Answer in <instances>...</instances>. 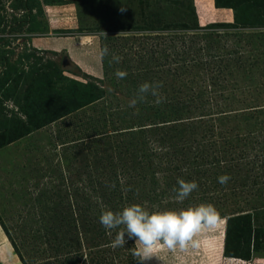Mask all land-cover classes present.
<instances>
[{
  "label": "rangeland",
  "instance_id": "obj_1",
  "mask_svg": "<svg viewBox=\"0 0 264 264\" xmlns=\"http://www.w3.org/2000/svg\"><path fill=\"white\" fill-rule=\"evenodd\" d=\"M212 4L0 0V264H136L99 222L133 203L220 213L149 264H264V0ZM81 34L109 49L102 77L62 50ZM146 81L164 102L129 107ZM178 179L198 184L183 202Z\"/></svg>",
  "mask_w": 264,
  "mask_h": 264
},
{
  "label": "clouds",
  "instance_id": "obj_2",
  "mask_svg": "<svg viewBox=\"0 0 264 264\" xmlns=\"http://www.w3.org/2000/svg\"><path fill=\"white\" fill-rule=\"evenodd\" d=\"M210 23L213 22H207ZM108 55L109 49L105 46L100 51L101 59ZM121 59L119 55L112 54L109 63L118 64ZM127 75L124 70L117 69L115 72L118 79H124ZM162 87L161 81H146L140 84L136 94L129 101V107L146 102L149 95L155 98L156 105L163 103L165 98L160 93ZM229 179L228 175H221L218 182L223 185ZM177 184L178 188H174L173 191L176 193L175 199L179 202H183L198 189L195 181L178 179ZM220 219V213L215 206L205 203L180 210L160 211H149L141 204L133 203L119 211L105 208L99 216L100 224L109 231V234L112 230H117L110 244L113 249L124 247L127 240L135 241L132 255L136 264H149L159 251L165 249L171 252L177 249L181 252L199 249L202 234L214 231Z\"/></svg>",
  "mask_w": 264,
  "mask_h": 264
},
{
  "label": "crops",
  "instance_id": "obj_3",
  "mask_svg": "<svg viewBox=\"0 0 264 264\" xmlns=\"http://www.w3.org/2000/svg\"><path fill=\"white\" fill-rule=\"evenodd\" d=\"M208 1H210L212 4V0H208ZM212 21L215 22V20ZM212 21L208 20L206 22H212ZM69 42L70 39L68 40V42H64V46L62 50L69 49L68 51L70 54L69 56L72 59V61H74V63L77 65V67L85 74H90L98 78L102 77L104 70L102 67V59L101 56L99 55L100 49L102 47L100 38L94 34L93 35L81 34V35H74V39L72 40V45L65 44ZM55 43L56 44L54 45L56 47H61L63 45V42H55Z\"/></svg>",
  "mask_w": 264,
  "mask_h": 264
},
{
  "label": "trees",
  "instance_id": "obj_4",
  "mask_svg": "<svg viewBox=\"0 0 264 264\" xmlns=\"http://www.w3.org/2000/svg\"><path fill=\"white\" fill-rule=\"evenodd\" d=\"M214 5V4H213ZM215 7H221V6H219L218 4H217V2H216V4H215ZM237 23V18H236V16L234 15L233 16V23L232 24H229V23H223V25L224 24H227V26H230V27H235V24ZM210 24H212V23H210ZM209 25V24H208ZM217 25H219V24H217ZM200 29H203V28H206V25L204 26V27H199ZM159 37V36H158Z\"/></svg>",
  "mask_w": 264,
  "mask_h": 264
}]
</instances>
